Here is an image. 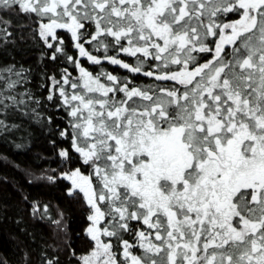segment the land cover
Instances as JSON below:
<instances>
[{
  "label": "snow or ice",
  "instance_id": "1",
  "mask_svg": "<svg viewBox=\"0 0 264 264\" xmlns=\"http://www.w3.org/2000/svg\"><path fill=\"white\" fill-rule=\"evenodd\" d=\"M28 40L40 61L79 73L44 76L45 99L68 118L57 155L88 169L60 174L89 210L77 264H264V0H0V54ZM31 71L0 66V135L41 115ZM30 216L54 239L65 231L48 204ZM49 248L60 250L42 245L38 264H60Z\"/></svg>",
  "mask_w": 264,
  "mask_h": 264
},
{
  "label": "trees",
  "instance_id": "2",
  "mask_svg": "<svg viewBox=\"0 0 264 264\" xmlns=\"http://www.w3.org/2000/svg\"><path fill=\"white\" fill-rule=\"evenodd\" d=\"M65 39L69 52L78 55L71 46L70 38L65 35ZM41 47L34 46L31 40L26 43L18 41L14 49L10 47L7 55L0 54V66L17 62L31 68L26 86L43 101L39 108V118L32 115L14 118L9 123H17L21 125L20 128L0 135V257L8 259L10 264H20L24 252L27 251L32 253L33 264H38L41 246L58 244L60 250L53 252L49 248L48 254L57 256L60 264H77L79 255L91 247V242L84 232L89 224V210L82 194L68 195L70 181L60 178V174L69 168L77 167L88 174V169L78 159V154L73 153L76 158L70 164H62V158L57 155L60 148L70 147V138L59 137L57 131L58 128H65L68 118L62 110L45 99L48 87L44 76L45 73L62 71L64 67H67L73 76H78L79 73L70 64L40 61ZM93 54L99 56L102 52ZM120 58L129 63L133 62V58L124 57L122 54ZM81 62L93 73L101 70V66L91 65L85 58H81ZM102 66L121 77L133 75L107 61H102ZM136 82L148 83L149 78L137 75ZM42 85L45 86L41 87ZM53 141L56 148L53 147ZM48 176L57 179L49 181ZM25 196L27 201L23 199ZM33 202L50 205L54 218H59V214L63 213L65 231L60 238L54 239V226L47 220L31 218L30 209ZM21 219L23 222L18 225L17 220ZM21 228H26V232L32 235L21 232ZM73 250L76 256L72 255Z\"/></svg>",
  "mask_w": 264,
  "mask_h": 264
}]
</instances>
